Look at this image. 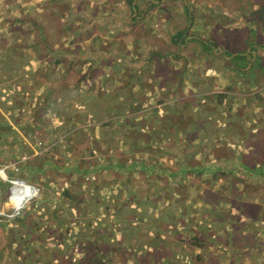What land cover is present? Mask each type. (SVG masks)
<instances>
[{
	"label": "rangeland",
	"instance_id": "1",
	"mask_svg": "<svg viewBox=\"0 0 264 264\" xmlns=\"http://www.w3.org/2000/svg\"><path fill=\"white\" fill-rule=\"evenodd\" d=\"M97 1L101 4V0ZM133 1L103 0L102 5L112 8V11L108 10L110 12L114 8L118 9L124 23L121 29L125 31L127 42H175L173 46L161 43L164 54L159 50V43L155 50L157 53L161 52L163 57H172L178 53L184 60L177 61L178 65L163 63L160 67H163V72L171 67L186 69V80L178 84V87L184 85L187 90L188 87L193 88L189 98L183 92L163 98V119L173 114L174 110L170 111V108H174L171 103L179 101L174 104L176 105L186 97L191 101L187 110L189 113L192 111L191 119L200 118L205 109L202 107L203 100L213 90L221 93L214 95L219 96L214 103L216 107L220 104L221 109L211 111L212 114L204 121L198 120L200 132L191 127V134L199 137L197 140L206 142L195 143L198 151L192 149L187 156L197 155L195 161H201L200 155L207 154V158L211 160L218 158L223 149L226 150L224 155L230 156L231 152L232 156L233 152L250 155L252 146L248 141L239 142L237 139L239 143L221 144L209 139L216 138L219 134L229 135L232 139L236 129L239 133L240 126L231 127L229 122L217 120L219 117L216 113L222 111L220 119H230L233 122L235 115L231 113L233 104L230 99H234L241 89H250L252 93L261 89L259 94L263 96L264 86L261 83L252 86L245 84L254 82L255 78H241V73L259 70L261 76V72H264V61L255 65L256 62L249 58L248 61L251 62H248L243 58L247 51L264 56V0H135L138 9L136 15L132 12ZM87 6V0H0V32L7 33L0 41V146L10 152L8 158L4 157L3 163L7 160V163L19 161L27 155L28 160L21 165V172L16 177L24 179L38 190V195L33 193L32 197L35 198L26 206L17 204L16 208L15 205L12 206V202L9 203L8 183H1L0 264H91L92 260L103 256H99L98 252L92 255L90 242L100 243L104 252L110 248L120 249V232L130 230V233H134L139 224L149 227L151 223L155 226L161 223L168 225L162 232L165 234L164 241L156 238L149 243L145 236L149 247L144 249L145 242L141 237L139 242L134 238L129 239L127 243L133 247V253L122 252V258L126 254L129 258L126 260L127 264H264V212L259 209L261 207L263 211L264 208V184L259 187L260 192L256 193V187L252 186L255 184H245L242 180L235 184L237 177L230 179V184L228 179H224L222 181L225 184L221 185L214 178L210 181L217 180L218 183L210 186L211 190L201 192L197 185L193 186L190 184L192 182L186 181L170 191V197L166 201H159L153 190L137 191L139 184L128 182L135 186L129 193L130 198L136 199L144 195L150 202H155L152 204L154 206L127 212L119 198L122 195L117 190L119 186L116 185L114 189L110 183L118 182L123 186L129 179L126 180L118 172L109 169L105 162L112 163L116 159L115 154L123 149L124 137L133 140L140 137L141 144L151 146L156 140H161V137L171 140L170 136L178 138L186 134V131L181 134L179 131L182 128L178 127V132L169 136L171 131L168 127L162 126V131L159 132V127L151 125L152 121L143 124L141 120L153 119L155 102L150 103L152 99L145 107L150 110L139 114L137 109H133L128 116L129 112L121 114L118 108L115 111L117 105L110 96L107 105L112 111L104 112L102 116L105 119L101 122H98L100 116L91 112L84 113L87 122L77 123L76 119L71 121L73 117L61 114L57 105L61 102L56 104L58 96L30 93L33 82L39 81L29 76L24 78L29 70L24 68L25 63L20 64L21 61H18V66L24 64L19 68L16 65L14 68L4 65V59L10 57L13 50L21 55L32 52V42H38L39 50H42L41 42L47 44L54 41L51 43L54 44L52 50L57 48L56 42L60 40L84 42V38L79 39L73 33H76L75 26L79 25L83 11H88ZM71 8L76 9V15L71 12ZM48 15L55 17L54 21L59 24L45 20ZM64 31L67 35L62 34ZM100 33V42L109 39L105 38L106 29ZM12 42L29 43L20 46L12 45ZM186 42L191 44L188 46ZM255 47L261 49L256 48L255 52ZM217 48L222 50L219 54ZM124 50L125 46L117 50V58L122 57ZM148 50L141 45L136 48L135 56H139L141 61L148 56L152 58L153 52ZM49 64V67L53 66L52 63ZM233 73L236 78L231 75ZM219 74L222 80L218 78ZM144 93L137 97L141 99L149 95V92ZM133 97L135 96H130ZM257 100L259 106H264V96L257 95ZM235 101L236 99L233 100ZM85 102L89 104L87 99ZM117 103H121L120 99ZM63 107L61 105V109ZM134 107L137 108V105ZM64 108L66 111L70 110L69 106ZM67 112L73 114L71 111ZM182 114L185 113L179 109L175 119L181 121L185 118ZM75 115L77 114L72 116L77 117ZM262 115L264 117V112ZM207 119L212 120L211 123H207ZM128 121H132V124H128ZM94 122L98 123L94 125ZM201 124L209 126L202 130ZM242 131H246V128H242ZM105 138L107 143L104 142ZM84 144L87 148L83 150ZM179 145L178 149L183 153L181 148L185 146ZM161 150L162 157L164 152H169L168 147ZM97 161L102 164L99 165ZM250 161L245 160L248 164H251ZM91 166H95V169ZM98 176H101V180ZM133 176L137 178V175ZM146 177L155 181L153 174ZM195 178L196 176L194 184H197L199 181ZM98 182L103 185L97 186ZM187 182L188 186L185 185ZM220 186H230L236 190L220 192ZM165 196L166 193L162 192L161 198ZM256 200H260L261 205ZM247 204L253 205L250 207ZM17 210L20 211L15 214ZM154 218L159 219L154 221ZM224 218L227 220H223ZM108 231L106 239L103 233ZM105 243L108 247H105ZM136 246L143 249H140L141 254H137ZM76 247L80 248L78 254H74ZM235 258L240 259L241 263ZM246 259L249 261L246 262Z\"/></svg>",
	"mask_w": 264,
	"mask_h": 264
},
{
	"label": "crops",
	"instance_id": "2",
	"mask_svg": "<svg viewBox=\"0 0 264 264\" xmlns=\"http://www.w3.org/2000/svg\"><path fill=\"white\" fill-rule=\"evenodd\" d=\"M87 4L88 6L86 8L88 11H83L79 25L75 26L76 33H73V36L75 35V37H78L79 39L84 38V42L80 40L77 42H64V40H60L56 42L57 48L54 50H52L54 44H51L54 43V41L48 42L47 44L45 42H41L40 46L42 50L38 49V42H32V45L30 46L33 48L32 52L26 55H21V53L18 51L13 50V53L9 55L10 57L4 59V65H6L7 68H14L15 65L16 67L19 65L18 61H21L20 64L25 63V66L24 64L22 66H24V68H29V70L26 72L27 74L24 75V78L29 76L34 80L36 79L39 81L38 83L33 82V85L29 89L31 90L30 93L33 95L40 93L42 95L48 94L55 97L58 96L56 104L61 102V104H57L60 112H62L61 114H64L65 116L67 114L69 118L73 117L71 121L76 119L75 122L77 121V123H83L82 121H86V115L84 116V113L91 112L94 114L97 113L98 116H100V121L98 122H101L102 119H105L104 116H102L103 113L107 110L109 112L112 111L110 106L107 105L109 103L108 101L110 100V96H112V99H114L113 101L117 105V107L114 108L115 111L118 108L119 111L122 112L121 114L129 112L127 113L128 116L133 109H137L139 114L146 110H150L145 107L150 101V103L155 102V108L152 114L153 119L141 120L143 124H147L148 122L150 123L152 121L151 125L154 124L155 127H159V132L162 131V126L168 127L171 131L169 136L176 134L179 130L178 127L182 128V131H179L181 134L186 131V134L183 136L181 135L178 138L175 136H170L171 140L167 137L160 136L161 140H156L151 146H145L147 144H141V142H139L140 137L134 140L130 137L123 138L124 141H122V151L118 154H115L116 159L113 160L112 163L105 162V165L109 169L114 170L115 172H118L120 175L124 176L126 180L129 179V181H127L126 184H123V186H121V184L118 182L114 183L112 181L110 183L114 189H116V185L119 186L117 190L122 193L119 198L122 199V203H124V210L127 212L130 210H142L146 208V206H151L155 202L154 200L150 202L149 198H144V195L136 199L130 198V191L135 189L133 184L134 182L139 184L137 191L143 190L141 192H148L153 190L157 193L155 195H157V200L159 201H166V198L170 197V191L175 190L178 184L183 185V182L186 181L192 182L190 184H193V186L197 185L201 192L211 190L210 186H214V184L218 183L217 180H215V182L210 181L214 178H217L221 185L225 184V182L222 180L228 179V183L230 184V179L237 177L235 178V184H237L239 180H242L245 184H255L256 186L252 185L253 188L256 187L257 189L255 192H260L261 189H259V187L264 184V117L262 115L264 112V106L258 105L257 95L259 97H263L264 92L262 96L259 94L261 89H256L253 93L250 89L247 91L243 90L244 92L241 89L240 92L235 94L234 99H236V101L233 102L234 99H230L232 100L233 104L231 113L233 112L235 115L233 122H231L230 119L228 121L225 119H220L222 116V111L221 113H216V115L219 117L217 120L229 122L231 127L234 126L235 128H239L240 126L241 128L239 129V133L238 129H236V132H234L235 135L232 137V139H230L229 135L225 134H219V136L216 138L209 139V141H217L221 144L224 142H231L233 144L239 143L241 141H248L252 146L251 154L247 155V153L238 154L233 152L232 156L231 152V155L229 156L223 154L226 152V150L223 149L222 153L217 156L218 158H211L210 160L207 158L208 155L204 154L200 155L201 161H195V157L197 155L187 156V153L192 149L198 151V145L195 143H204L206 141L197 140L199 137L196 138L191 134V127H195L197 131L200 132L198 120L204 121V119L210 116V113L212 114L211 111L221 109L222 106H220V104L216 107V104L214 103L216 101V97H219L214 95H219L221 93L218 92V94L216 92L217 90H213L214 92L212 94L209 93L208 97L202 102V107L205 108L203 115L201 114L200 118L195 117L194 119H191L192 111L189 113L187 110L191 104V101L188 100V95L191 94V90L193 88L188 87L189 90H187L184 85L178 87V84H180L183 80H186L187 70L179 67H171L169 70L163 72V67H160L163 65V63H176L175 65H178L179 63L177 61L184 60L182 56L179 57L178 53L173 54L172 57H163L164 50L163 47L160 46L161 43H168L172 46L176 43L127 42L125 31L123 32V29H121V25L124 27V23H122L123 20L120 18L121 14L117 8H114L113 12L108 11H112V8L108 9L106 5H102L103 0H101V4L97 0H87ZM131 5L133 6L132 12H134L136 15L138 9L135 6V0L131 2ZM75 11V8H71V12L73 14H75ZM146 13L147 12L145 10L144 14ZM52 15H48V18L46 16L45 20L58 25L59 22L54 21L55 17ZM103 29H106L105 38L108 37L109 39H106L105 42H100L102 41V34L100 31ZM64 30L66 29L64 28ZM47 31L48 30H46V32ZM77 33H79V36ZM6 34L7 33L4 34L3 32H0V41L4 39ZM62 34L67 35V32L64 31ZM7 37L8 36H6V38ZM27 43L29 42H12V45L18 44L21 46L26 45ZM158 43L160 47L159 50L163 54H161V52L157 53L155 50L157 47L156 44ZM186 44L188 45V42H186ZM190 44L191 43H189V45ZM141 45L149 49L148 51L153 52L151 54L152 58L148 56L147 58H144V61H141L139 56H135L136 48L141 47ZM124 46L125 50L122 54V57L117 58L115 55L118 52L117 50H121V48ZM256 48L258 50V47H255V52L257 51ZM106 53L113 55L107 56ZM219 53L220 52H218V54ZM248 53L252 55L255 54L253 51H247V54ZM247 54H245L246 56L243 55L245 56L243 58H245L247 61L250 59L251 61L256 62L255 65H258L259 61H264V56H259L256 54L253 56H247ZM163 60L166 62H162ZM49 63H52L53 66L49 67ZM22 66H18V68ZM258 72L260 71L258 70ZM258 72L257 70H254L253 73H241V78L244 77V79H246L247 76H249V79L255 78L254 82H245V84H250L252 86L253 84L257 85L261 83V85L264 86V83H262L264 82V72H261L263 74L261 76H259ZM231 75H233V78H236L234 73ZM164 77L165 81L163 82ZM218 78H220V80L223 79L221 74H219ZM213 88L217 89V87ZM187 91H189V93ZM144 92H149V95L144 96L147 99L139 103V100H142V98L139 99L137 95H144ZM181 92L185 93L188 98L186 97L183 102L180 101L181 103L176 105L174 104L179 101L171 103L174 108H170V111L174 110V112L170 117L163 119L164 116L162 113L164 106L161 104L162 101H164L163 98L171 96L172 94L178 95V93ZM65 95L68 96L65 97ZM132 95L136 98H130ZM100 98H105V100H100ZM85 99H87L89 104L85 102ZM119 99L121 101L120 104L117 103ZM155 99H159L157 100V103ZM260 100H263V98ZM158 101L161 102L158 103ZM114 102L111 101V103ZM179 104L182 105L179 107ZM61 105L64 107L69 106L70 110L67 111L77 114L75 115L77 117L72 116L73 114L70 115L66 111V108L63 107V109H61ZM135 105H137V108L134 107ZM179 109H182V113H185L181 115H185V118H183L181 121H177L175 119V114ZM98 116H96L97 119ZM211 121L212 120L209 119L206 120L207 123H211ZM98 122H94V125ZM128 124H132V121H128ZM206 126H209V124L200 125L202 130ZM101 127H104V125ZM242 128H246V131H242ZM174 131L176 132L173 133ZM220 132L222 133V131ZM107 141L108 140L105 138L104 142L107 143ZM158 141L159 143H156ZM163 142L165 144H163ZM167 142L169 144H167ZM179 144H183L185 146L184 148H181L184 150V154L179 151ZM86 146L87 145L84 144L83 150L87 148ZM163 147H168L169 150V152H164V157H162L163 155L161 150ZM124 148H127V150H124ZM9 154V151H7L3 146H0V163H3L5 161L4 157L8 158L7 156ZM12 159L14 158L12 157ZM161 159L164 160L162 161ZM248 159L251 160V164L245 162V160ZM97 163L99 165L102 164L98 161ZM91 168L95 169V166H91ZM133 169L136 170L133 171ZM94 172L96 171L94 170ZM150 174H153L155 181H151V178L148 179L146 177ZM133 175H137V178H135ZM194 176H196L195 180L199 181L197 184H194ZM244 177L245 179H243ZM98 179L101 180V176H98ZM1 183L0 189L3 188ZM102 185V183H97V186L99 187ZM185 185L188 186V182ZM218 188L220 192L231 189L235 190L234 187L230 186H220ZM162 192L166 193L165 198H161ZM263 196L260 198L261 201L263 200ZM260 200L256 201L260 204ZM157 219L159 218H154V221H157ZM138 226V230L134 233H130V230H123L120 232L118 238H122L123 248H110L105 250V252H107L105 253L102 251L103 249L101 248L102 246L100 243L90 242V252L92 255H95V253L98 252L99 256H103V258H98L103 262V264H127V261L129 260L127 254L133 253L131 250L133 247L129 246L127 243L129 239L134 238V240L137 239L139 242L141 237V239H143L145 242L144 249L149 247V244L147 245L148 242L146 243V237H148L149 243L156 238L161 242L164 241L163 237L165 234H162V232L168 227V225H163L161 223L159 226H155L151 223V226L149 227L146 225L140 226V224ZM153 227H155V229ZM149 228L152 229V232H150ZM103 235L107 239L109 231L103 233ZM105 247H108V244H106ZM135 248H138L137 254L142 253L143 249L141 247L136 246ZM79 249V247H76V249H74V254H78ZM140 249L142 250L140 251ZM122 252L127 253L124 258H122ZM119 256H121V259ZM235 260L241 263L240 259L235 258ZM247 261L249 260L246 259V262ZM140 262L142 263L143 261Z\"/></svg>",
	"mask_w": 264,
	"mask_h": 264
},
{
	"label": "built area",
	"instance_id": "3",
	"mask_svg": "<svg viewBox=\"0 0 264 264\" xmlns=\"http://www.w3.org/2000/svg\"><path fill=\"white\" fill-rule=\"evenodd\" d=\"M27 160L28 157L27 155H25L21 159H19V161H13L10 163H0V183H8L9 203L12 202L14 205H17L28 199L26 203L27 205L30 201L35 198L30 197L33 193L36 192V194L38 195V190L34 186L28 184L24 179L16 177L21 172V165H23ZM10 172L12 174H10ZM12 198H14L15 200H13ZM16 213H18V211H16L15 214ZM36 264L42 263L37 262Z\"/></svg>",
	"mask_w": 264,
	"mask_h": 264
},
{
	"label": "trees",
	"instance_id": "4",
	"mask_svg": "<svg viewBox=\"0 0 264 264\" xmlns=\"http://www.w3.org/2000/svg\"><path fill=\"white\" fill-rule=\"evenodd\" d=\"M262 9H264V6H262ZM145 99H147V98H145V97L142 98V100H139V103H141V102L144 101ZM235 190H236V189H235ZM247 205H249V206L251 207L253 204H251V205H250V204H247ZM259 209H260L261 212H263L262 209H261V207H260ZM259 209H258V210H259ZM250 212H251V210L249 211V213H250ZM245 213H246V212H245ZM223 220H227V218H224ZM92 259H93V258H92ZM92 259H91V260H92ZM91 264H103V262H102L100 259H97V260H92V261H91Z\"/></svg>",
	"mask_w": 264,
	"mask_h": 264
},
{
	"label": "bare ground",
	"instance_id": "5",
	"mask_svg": "<svg viewBox=\"0 0 264 264\" xmlns=\"http://www.w3.org/2000/svg\"><path fill=\"white\" fill-rule=\"evenodd\" d=\"M32 196H33V194L30 197H32ZM12 199L15 200L14 198H12ZM15 202H17V201H15ZM26 203H27V200L19 203V205H21V204H24L25 205ZM11 204L14 207V204L13 203H11ZM15 206H16V208L18 207L17 205H15ZM20 210H22V209H20ZM20 210H17V211H20Z\"/></svg>",
	"mask_w": 264,
	"mask_h": 264
},
{
	"label": "water",
	"instance_id": "6",
	"mask_svg": "<svg viewBox=\"0 0 264 264\" xmlns=\"http://www.w3.org/2000/svg\"><path fill=\"white\" fill-rule=\"evenodd\" d=\"M258 49L260 50L261 48H258ZM216 51H217V52H220V51H222V50L219 49V48H217ZM263 52H264V51H263ZM249 54H250V53H248V56H249ZM253 55H255V54H253Z\"/></svg>",
	"mask_w": 264,
	"mask_h": 264
}]
</instances>
